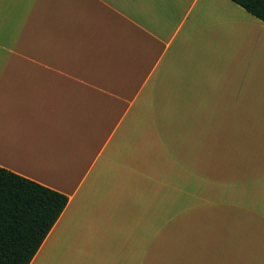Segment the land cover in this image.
<instances>
[{
	"label": "crops",
	"instance_id": "1",
	"mask_svg": "<svg viewBox=\"0 0 264 264\" xmlns=\"http://www.w3.org/2000/svg\"><path fill=\"white\" fill-rule=\"evenodd\" d=\"M0 166L68 197L29 264H264V22L0 0Z\"/></svg>",
	"mask_w": 264,
	"mask_h": 264
},
{
	"label": "trees",
	"instance_id": "2",
	"mask_svg": "<svg viewBox=\"0 0 264 264\" xmlns=\"http://www.w3.org/2000/svg\"><path fill=\"white\" fill-rule=\"evenodd\" d=\"M264 22V0H232ZM68 197L0 166V264H29Z\"/></svg>",
	"mask_w": 264,
	"mask_h": 264
},
{
	"label": "rangeland",
	"instance_id": "3",
	"mask_svg": "<svg viewBox=\"0 0 264 264\" xmlns=\"http://www.w3.org/2000/svg\"><path fill=\"white\" fill-rule=\"evenodd\" d=\"M194 228H195V226H194ZM206 226H201V225H199L198 226V231H199V233L202 235V236H205V234H206ZM202 239H199V241H201Z\"/></svg>",
	"mask_w": 264,
	"mask_h": 264
}]
</instances>
